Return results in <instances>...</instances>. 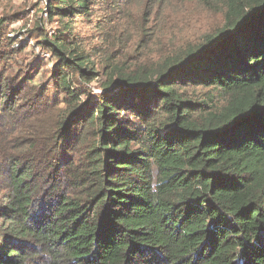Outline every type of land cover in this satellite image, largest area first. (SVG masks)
<instances>
[{
	"label": "trees",
	"instance_id": "1",
	"mask_svg": "<svg viewBox=\"0 0 264 264\" xmlns=\"http://www.w3.org/2000/svg\"><path fill=\"white\" fill-rule=\"evenodd\" d=\"M132 1L46 0L53 92L0 18V264H264V0H176L220 14L198 37L150 0L124 49Z\"/></svg>",
	"mask_w": 264,
	"mask_h": 264
},
{
	"label": "rangeland",
	"instance_id": "2",
	"mask_svg": "<svg viewBox=\"0 0 264 264\" xmlns=\"http://www.w3.org/2000/svg\"><path fill=\"white\" fill-rule=\"evenodd\" d=\"M137 0H133L135 2ZM155 4V10L159 11L160 16L171 12L173 16L176 13L189 12L190 21L187 26L183 28L185 34H190L198 37L203 33H207L214 28L221 25L222 19L220 14L211 13L205 8L201 7L197 3H185L182 4L176 0H152ZM150 4V0H140L138 3H134L131 7V14L119 13L122 20L127 21L121 25L120 30L115 32L116 38L112 39L118 41V45H122L124 49L132 43L136 34V26L134 22L129 21H145L144 15L140 13L141 9H146ZM46 0H13L9 4L0 3V18H6L3 25V31L6 37L3 39V47H7L11 43L10 50L19 49L21 46L25 47V50L11 60L9 63L15 66V71H29L30 68H35V82L36 87L47 86L51 92H53V81L50 78L51 69L55 63L52 59V53L47 49V46L41 47V41L47 39L48 41H54L59 34L61 20L57 16L51 17L46 9ZM78 37L80 34L82 40V46L88 49L93 55V60L96 63L98 69L102 72L104 66L105 54L116 51L117 57H123L118 47L113 45L97 44L99 40L95 39L99 36V30L97 28H89L88 26H77ZM108 30H112V27H108ZM124 30V31H123ZM8 37V38H7ZM98 45V49L95 51L93 47ZM102 45V46H100ZM125 59V57H124ZM4 69V65L0 62V73ZM17 77V76H16ZM90 87L95 96L102 93L98 81H94L90 84ZM63 98V96H62ZM71 156V154H69ZM72 157L79 158L78 155ZM4 199L3 194H0V201Z\"/></svg>",
	"mask_w": 264,
	"mask_h": 264
},
{
	"label": "clouds",
	"instance_id": "3",
	"mask_svg": "<svg viewBox=\"0 0 264 264\" xmlns=\"http://www.w3.org/2000/svg\"><path fill=\"white\" fill-rule=\"evenodd\" d=\"M153 191H155V186H153Z\"/></svg>",
	"mask_w": 264,
	"mask_h": 264
}]
</instances>
